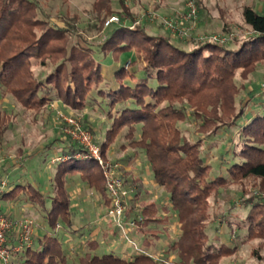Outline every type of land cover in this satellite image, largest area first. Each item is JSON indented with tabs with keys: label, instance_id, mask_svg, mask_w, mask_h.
I'll list each match as a JSON object with an SVG mask.
<instances>
[{
	"label": "trees",
	"instance_id": "16d2710c",
	"mask_svg": "<svg viewBox=\"0 0 264 264\" xmlns=\"http://www.w3.org/2000/svg\"><path fill=\"white\" fill-rule=\"evenodd\" d=\"M241 14L247 37L226 45L193 40L185 48L169 32L150 33L124 0H94L92 20L73 15L62 19L63 26L51 23L31 0H0V89L35 112L59 103L100 113L103 139L93 132V141L102 159L123 140L119 149L138 151L152 184L164 192L180 235L163 255L175 256L176 264H222L250 242L253 260L247 264H264V114L246 117L236 105L245 88L236 79L246 81L264 69V14L250 6ZM112 17L118 21L106 25ZM92 33L96 36L90 38ZM131 53V60L121 59ZM115 64L113 79H107L105 68ZM187 120L195 123L198 137L183 134L180 124ZM9 124L7 117L0 118V137ZM216 140L224 143L222 152L209 160L204 144L209 141L210 148ZM53 144L44 148L43 161L52 149L63 161H54L48 185L17 173L7 178L5 169L0 171V188L6 180L1 213L15 219L30 212L38 223L31 246L13 254L10 264H164L156 257L157 242L149 241L160 238L159 207L134 204L139 193L133 187L140 188V180L128 172L120 176L130 191L124 218L134 223L132 237L154 251L128 257L102 251L98 237L103 233L95 223L78 224L69 191L73 185L91 190L106 214L111 199L103 171L96 160L76 157L86 154L77 143L56 139ZM232 191L238 205L216 204ZM104 216L98 221L104 223ZM117 233L115 227L111 237ZM65 238L75 246L67 247ZM15 240L11 236L9 243Z\"/></svg>",
	"mask_w": 264,
	"mask_h": 264
},
{
	"label": "rangeland",
	"instance_id": "374dc122",
	"mask_svg": "<svg viewBox=\"0 0 264 264\" xmlns=\"http://www.w3.org/2000/svg\"><path fill=\"white\" fill-rule=\"evenodd\" d=\"M40 10L49 17L51 23L63 26L62 19H67L76 15L83 21L92 20V3L94 0H31ZM196 7V16L193 19H187V3L188 0H127L124 1L130 8L134 18L139 22H145L150 33H165L169 32L180 46L188 48L189 43L193 40L200 42L212 41L213 36L225 39L223 43L235 38L242 39L249 35L248 28L244 25L242 20L241 10L243 5H252L253 8H260V12L264 14V0H201L200 6H196V1L193 0ZM116 23V22H115ZM90 38L95 37V34H90ZM135 57L134 53L126 54L121 59L131 60ZM117 65L105 68V76L107 79H113V69ZM40 69L35 68V72ZM238 85H244L245 88L241 90L237 97V108L242 107L246 117L251 116L253 112H261L264 114V105L259 104L264 101V93L262 87L264 86V69L257 70L248 80L242 81L236 79ZM258 99V101H257ZM242 100V103H240ZM7 117L10 124L2 137H0V171L5 169L7 178L17 172V175H22L25 179L32 181L34 176L41 180L43 186L48 185L54 173L57 164L54 163V158L58 151L54 149L47 155V162L43 161L44 148L48 144L54 145L56 139L71 140V133L77 131L89 133L103 139L100 132L103 126V116L93 110L76 111L70 108H64L59 103H53L45 109L35 112L34 110L25 109L18 100L13 96L7 94L0 89V118ZM243 118V117H242ZM69 120H73L77 125L71 126ZM241 121V120H240ZM183 134L189 138L194 139L198 137L195 123L187 120L180 124ZM94 132V133H93ZM74 142V141H73ZM93 144L98 146L93 140ZM211 142V141H210ZM125 142L118 139L113 146L106 152L105 161L111 164H117L118 176H124V168L130 167L131 173L129 177L133 180L138 179L141 182V187H133L139 193L138 199L134 202L136 206L141 202L155 203L158 205L157 218L161 219L157 229L160 233V243H157L156 249L158 254L156 257L159 262L164 264H176L175 256L172 254H164L163 251L167 249L169 243L180 235L179 223L175 214L169 210V203L164 192L154 186L148 177V165L145 163L143 156L132 148L125 147L119 149V145ZM209 141L204 144V149L208 151L209 160L217 158L218 154L222 152L224 143L221 140L212 142V147L209 148ZM28 157V158H27ZM6 183V180H4ZM2 184V183H1ZM76 188L70 187V197L72 199V207L74 217L78 224L90 222L96 223L101 229H104L102 236L98 237L102 251H115L125 255L126 257L145 251V245L141 243V239L131 237L130 233L125 235L117 233L111 237L115 227L113 224L108 225L109 220L102 218L104 223L99 222V218L105 215L101 214L98 208V198L95 197L91 190H87L81 185H73ZM234 192L229 195H222L217 201V205L223 208L228 207V202H236L237 200ZM1 204V202H0ZM128 204V203H127ZM16 213L18 209L12 207ZM1 209L5 211L4 205L1 204ZM215 210V205L210 206L209 213ZM15 219H23L30 221L34 225V229H38L36 217L30 212L23 213V215L15 216ZM110 234V235H109ZM110 239L107 240V237ZM75 238L74 236H72ZM71 240V241H70ZM132 243H128V241ZM70 241V242H68ZM151 243H156L153 238H149ZM67 247L75 246L73 240L65 238ZM129 247L125 252L122 248ZM254 243L250 242L240 247L239 252L233 256L223 259L222 264H247L253 260L250 256Z\"/></svg>",
	"mask_w": 264,
	"mask_h": 264
},
{
	"label": "built area",
	"instance_id": "2783aa9c",
	"mask_svg": "<svg viewBox=\"0 0 264 264\" xmlns=\"http://www.w3.org/2000/svg\"><path fill=\"white\" fill-rule=\"evenodd\" d=\"M127 1V0H124ZM187 19H193L196 16V7L193 0H188L187 3ZM116 17L110 18L106 23L117 22ZM212 41L223 44L225 39L213 36ZM264 93V86L262 87ZM71 126L77 124L73 120H69ZM78 129V125L76 126ZM71 139L80 145L85 151V155L78 154L77 158H92L96 160L106 180V189L111 199V207L106 211L105 218L112 221L116 228L122 233H135L133 221L126 222L124 218L125 206L127 204V196L130 191L123 187L122 180L118 176V165L104 161L101 157L100 148L93 144L92 136L89 133L81 132L79 129L71 133ZM55 162L63 161L61 157H55ZM5 183L2 182L0 192L3 190ZM35 229L33 223L23 219H10L1 213L0 204V264H10L12 255L22 251L23 248H28L33 242ZM15 238L14 243H9L10 237ZM126 236V235H125ZM128 243H132L130 240ZM133 245V243L131 244Z\"/></svg>",
	"mask_w": 264,
	"mask_h": 264
},
{
	"label": "crops",
	"instance_id": "0c3cea01",
	"mask_svg": "<svg viewBox=\"0 0 264 264\" xmlns=\"http://www.w3.org/2000/svg\"><path fill=\"white\" fill-rule=\"evenodd\" d=\"M244 6H250V7H253L252 5H243V7ZM257 12H260V8L258 7V8H254ZM257 101H258V99H257ZM261 102H263V101H260V103L259 104H261ZM253 113H255V112H253L252 111V114ZM252 116V115H251ZM55 157H59V156H57V154H56V156ZM124 171L125 172H130L131 173V169H130V167H128V168H124ZM17 173V172H16ZM148 175H149V170H148ZM149 178V180H150V177H148ZM133 179H135V177H133ZM150 182H151V180H150ZM152 183V182H151ZM96 224V223H95ZM96 228H97V230L100 232V233H104V229H101V227L99 226V225H96ZM130 235H131V237H132V234L130 233ZM161 236V235H160ZM138 239V238H137ZM160 239V238H159ZM157 243L159 244V245H161V243H160V241L158 240L157 241ZM161 246H163V245H161ZM125 250L127 251L128 250V248L126 249V248H122L121 249V251L122 252H125ZM144 252H148V253H152L154 250H153V248H150V247H145L144 248Z\"/></svg>",
	"mask_w": 264,
	"mask_h": 264
}]
</instances>
